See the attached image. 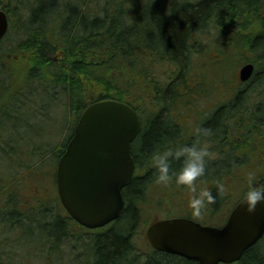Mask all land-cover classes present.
<instances>
[{
    "label": "trees",
    "instance_id": "trees-1",
    "mask_svg": "<svg viewBox=\"0 0 264 264\" xmlns=\"http://www.w3.org/2000/svg\"><path fill=\"white\" fill-rule=\"evenodd\" d=\"M26 4L38 8L32 13L28 8L26 14L21 10ZM0 9L7 12L12 33L17 34L22 27L28 33L26 38L16 37L17 43L10 49L27 66L16 89H8L0 68V126L4 121L22 122V129L37 131V146L32 153L27 152L26 159L22 158L26 149L21 143L0 142V158L7 164L0 168V204H6L4 208L11 214L3 217L0 212L2 224L9 225L12 233L28 222L40 229L54 224L60 228L58 234H49L39 244L44 264H55V250L63 249V244L72 253L79 247L78 241L92 238L97 240V255L91 264H198L150 247L139 251L131 239L133 230L142 224L133 205L144 201L142 193L151 182V170L129 185L130 211L117 224L105 233H82L86 229L66 214L55 184L56 168L76 121L66 143L52 145L47 138L61 113L76 118L91 103L118 100L141 116V151L136 154L146 156L150 164L157 150L191 143L195 138L193 134L185 142L175 124L181 121L173 122L169 117L184 116L183 109L208 100L209 92L216 90L220 93L211 99L214 103L196 116L195 123L206 128L219 124L222 113L214 108L225 107L223 102L229 99L228 107L249 108L250 127L245 133L251 134L244 136L249 140L244 144L255 145L252 136L259 124L257 119H264V0H0ZM252 17L259 20L257 29L246 34L237 31L232 36L245 18ZM236 49L239 60L230 62ZM246 63L256 69L252 78L242 83L239 69ZM253 93L259 94V102L249 106ZM207 111L210 113L205 116ZM153 116L156 118L151 128H146L144 121ZM236 144L234 140V148ZM252 152L249 158L233 155L217 165L208 161L206 174L199 179L210 181L213 176L216 181L227 172L237 181L245 177L246 169L260 171L264 143L256 144ZM42 167L46 168L44 172ZM172 167L178 170L180 163L174 161ZM22 170H30L28 175L37 177V181L27 183ZM212 194L215 201L222 197L217 189ZM4 242L1 238L0 247ZM57 260H63L62 253ZM236 264H264V248L249 249Z\"/></svg>",
    "mask_w": 264,
    "mask_h": 264
},
{
    "label": "water",
    "instance_id": "water-1",
    "mask_svg": "<svg viewBox=\"0 0 264 264\" xmlns=\"http://www.w3.org/2000/svg\"><path fill=\"white\" fill-rule=\"evenodd\" d=\"M9 29L7 13L0 9V42ZM252 63L240 70L249 81ZM142 130L139 114L126 103L102 100L90 104L57 168L60 199L71 216L95 229L120 217L123 189L133 178L132 143ZM264 234V204L248 213L240 203L222 228L204 227L188 219H166L151 224L147 238L162 252L200 264L233 263Z\"/></svg>",
    "mask_w": 264,
    "mask_h": 264
},
{
    "label": "flooded vegetation",
    "instance_id": "flooded-vegetation-1",
    "mask_svg": "<svg viewBox=\"0 0 264 264\" xmlns=\"http://www.w3.org/2000/svg\"><path fill=\"white\" fill-rule=\"evenodd\" d=\"M228 101L229 99H226V101L223 102L225 107H215L214 108V111L216 113L217 111H221L220 112L222 113L221 118H220L219 124L214 125L210 128L212 129V135L205 138L207 142L210 144L211 155L208 158V161L216 165L218 164V162H221V160L228 161L229 159H232L233 155L237 156L238 158H244L245 156H248L247 158H249V156L254 155L253 152L255 151L252 152V150L254 147H256V144L260 145L264 143V135L262 134V132L264 131V126H262L264 119H261V120L257 119V121H259V124L252 136L253 142L255 145L244 144V143L249 142L248 139H244L245 131L250 127L249 117L246 114V110H248L249 108L246 109L244 106H240L239 108H236V107L234 108V106L228 107L230 104V102L228 103ZM175 124L178 125L180 127V130L183 132L182 136L184 137L185 142L188 141L193 136L194 132L196 131V129H191V127H194L195 125L201 127L204 125L202 123H199V124L197 123H192V124L175 123ZM187 127H190L188 132H187ZM255 138H258L259 142L255 143V140H254ZM234 140L237 143L235 148L233 145ZM132 157H133V160L136 166L132 181L136 177H143L145 175H148L150 170L152 171V174L150 177L151 182L148 183L146 187L144 186L145 188L142 193L143 194L142 198L144 199V203L138 204L139 202H137L133 205L135 209L139 210V215L142 218V222L146 220V218H144V214L148 215V213H150L152 215V218H153V215H156V218H153V219L151 218L152 219L151 221L154 220V222H157L159 220L166 219V218H170V219L184 218V219H191L195 222L200 223L203 226L223 227L229 221L234 210L236 209L238 204L241 202V196L247 187V173L248 171L251 170V169H246L245 177L237 181H235L233 177L227 176L226 175L227 172H225L220 178V180L215 181V178L212 176L210 177L211 178L210 181H206L201 184L199 183V186H206L210 188L212 191L217 189L218 183L223 184L224 187H223V191L221 192L222 197L218 196L217 201L208 203L207 206L204 207L199 213H196L189 206V203L188 204H186L185 202L181 203V200L178 197L177 198L169 197V194L171 193L170 189L180 190L183 187L176 185L174 180L168 185L158 183L156 179L157 173H156L155 168L152 166L151 163L149 164V162L146 160V156L143 157L141 156V154H136V150L134 149V146H132ZM255 170L256 169H254V171ZM214 173L217 174L216 171H210V174H214ZM263 175H264L263 173L258 171V173L256 174L257 183L264 184ZM129 185L123 191L124 199H125V208H124L123 213L120 215V217L117 220H115L111 224L101 229H98L101 231V233H105L103 231L110 230L113 225L117 224V222L121 220V218L126 212L129 213L130 210L129 211L127 210L129 207V203H128ZM191 195L192 193L188 195V199ZM169 205H172V206H169ZM154 212H157V213L154 214ZM157 214H163V216L157 217ZM142 224L139 230H136V229L133 230L131 234V239H135L136 235L139 234V232L141 231ZM80 229L81 228L78 227V230ZM94 232H95L94 230L90 231L86 229V231L83 230L82 233L90 234ZM144 233H145V230H144ZM144 238L146 242L145 243L146 249L148 247H151L153 250H155L148 242L146 238V233L144 234ZM256 246H260L261 248H264V236L259 240L257 244L251 246L249 249L256 247ZM249 249H247L245 253ZM141 250L145 251V249L143 248H141ZM155 251L165 253L162 251H157V250ZM9 254L10 253L8 251H0V259H2L1 261L2 264H9L8 262V259L10 258ZM165 254H168V253H165ZM15 257H17V255ZM196 263L200 264L199 262H196Z\"/></svg>",
    "mask_w": 264,
    "mask_h": 264
},
{
    "label": "rangeland",
    "instance_id": "rangeland-1",
    "mask_svg": "<svg viewBox=\"0 0 264 264\" xmlns=\"http://www.w3.org/2000/svg\"><path fill=\"white\" fill-rule=\"evenodd\" d=\"M27 1L32 2L33 0H27ZM35 7L38 8V5L32 4V6L31 5L27 6V4H26L25 6H22L21 10H23L27 14L28 8H29V12L31 11V13H32V9H35ZM25 13L19 12V15H24ZM245 19L246 20L243 22L242 26L238 27L239 29H237L236 31L233 30V32L231 33L232 36H235L237 31L246 34L252 28L257 29V25L259 23V20L257 18L252 17L250 19H247V18H245ZM27 35H28V33L25 32L24 27H22V29L20 30V32L18 33L17 36L14 33L10 32V34L7 37V40L5 41L4 45L2 47H0V56L2 57V60H3V64L0 63V68L3 69V71H4L3 75L5 76V80H6L5 84L8 87V89H16L19 86V81H20L19 79L26 74L27 66L22 61H18L17 58L15 60H13V55L7 54V52H4V51H7L9 48H11V49L14 48V44L17 43L15 40L16 37L17 38H23V37L26 38ZM230 52H231V50H230ZM239 53L240 52L237 49L235 51H232V54L230 53L231 54L230 62H235L236 60H239V57H238ZM5 55H8V56L4 57ZM240 69H241V67H240ZM1 82L2 81L0 79V83ZM219 93H217L216 90H212V92H209V94H208V96H210V98H208V100H205V99L200 100V102L195 103L193 107H190L189 109L185 108V111H184L185 115L184 116L181 115L182 117L172 115L171 117H169V119L172 120L173 122L181 121V123H183V124L195 123L196 116L199 113H202L203 109H205L206 106H208V107L211 106L214 103V101L211 99H214L216 96H218ZM251 97H253V99H256V100H253V99L249 100V102H247L249 106L253 105V103L259 102V94L258 93H253L251 95ZM9 102H10V100H8V103ZM10 108H12V107L10 106ZM175 111H176V109H173V112H175ZM246 113H247V116L249 117V113L248 112H246ZM77 118L78 117L70 118V117H67L66 114L61 113V118L58 120V124H56L52 134L49 135L47 138L48 142L52 145L66 143L68 141V139L70 138V136L72 135L73 126H74L75 121H77ZM155 118L156 117L153 116L151 118H147L144 121V123H146V128H149V129L151 128L152 122L155 120ZM23 119H25V117ZM22 125H23L22 122H10V121L6 122V121H4L3 124L0 126V136L2 137V141H0V142L2 145H4V143L10 144V142H8V141H11V143H14V144L21 143L22 145L25 146V149H26V151L24 152V157H22V158L26 159L27 158V156H26L27 152L31 150V153H32L33 148L35 146H37V131L24 130L21 128ZM45 127L48 129L50 128L49 125L48 126L45 125ZM180 134L183 135V132L181 131ZM250 134L251 133L248 134V132L245 133V135H247V136H250ZM262 134L264 135V131L262 132ZM142 135H143V132L134 143V149L136 150V152L141 151L140 146H141V142H142V139H141ZM23 138H25V139L23 141H20ZM254 140H255V142H259L258 138H255ZM19 159H21V158L19 157ZM52 160L54 162L55 158H52ZM2 164L7 166V164L5 163V160L3 158H0V168L3 167ZM46 165H53V164L48 163ZM45 169L46 168L42 167L40 170L42 172H44ZM5 170L8 171V168L6 167ZM259 170L261 173L264 174V160L260 164ZM41 171L37 172V175H40ZM22 173H23L24 178L27 177L26 178L27 183L30 184V183H34L37 181V177H31V175H28V174L32 173L30 170H22ZM255 173L257 174L258 171H255ZM223 174H224V172L222 173V175ZM204 182H206V180H200V179L198 180V183H200V184L204 183ZM182 187L183 188L180 190L170 189L171 193L169 194V197H173V198L178 197L181 200V203L185 202L186 204H188L189 203L188 202L189 201L188 195L191 192L189 191V189L186 186H182ZM56 191H57V189H56ZM20 192L24 193L23 188L20 189ZM143 203H144V201L142 202V204ZM169 206H172V205H169ZM4 207H6V204L5 205L0 204V212L4 214L3 217L11 216V214L8 212V210H6ZM156 213L157 212H154V214H156ZM162 216H163V214H157V217H162ZM144 218H146V221L150 222L153 218H156V215H153V218H152V215L150 213H148V215L144 214ZM141 222H142V219H141ZM142 223L143 224L141 227V231L139 232V234L136 235L135 239H133V241L136 243V246H137L139 251H142L140 248H143V249L146 248V245H145L146 242H145V238H144V230L146 229L147 226H145L144 222H142ZM54 226H55V224L49 225V226L44 225L42 227V229H40V228H37L36 226H33L31 223L28 222V223H26L24 228L18 229L16 227L15 229H13V230H15L14 231L15 233H9V230H10L9 225H7V224L3 225L2 221H0V235H1V238L3 240H5V242H4L5 245L1 246L0 248L9 249V251L12 252L11 254H9V257H10L8 259L9 264H27V263L44 264L41 261V257L43 256L44 252L41 250L42 247H40L39 244L41 242H43L45 240V237L48 236L49 234H58L59 231H61L60 228H55ZM139 228L137 230H139ZM10 242H14V243H10ZM21 244L22 245L29 244V245H31L32 248H29V246H21ZM78 244H79V247L76 246V249L73 252V255H75V258L73 257V261L70 260V261L66 262V261L61 260L60 262H63L64 264H91V263H94L95 262V256L97 255V248H96L97 240H96V238L90 239L89 242L86 239L80 240V241H78ZM65 245H67V244L66 243L63 244L62 247ZM71 245H73V243ZM29 251H31V252L33 251L32 255L28 254ZM55 251H56L55 256H57L59 258V256H61L60 250L56 249ZM24 252H27V254H24ZM16 255L18 257H15ZM23 255L25 257H22ZM58 261L59 260H56L55 264H59ZM63 263H61V264H63Z\"/></svg>",
    "mask_w": 264,
    "mask_h": 264
},
{
    "label": "clouds",
    "instance_id": "clouds-1",
    "mask_svg": "<svg viewBox=\"0 0 264 264\" xmlns=\"http://www.w3.org/2000/svg\"><path fill=\"white\" fill-rule=\"evenodd\" d=\"M212 135V129L197 127L191 143H178L163 150H157L151 156V164L157 173V182L165 185L173 180L178 186H186L192 195L189 206L199 213L216 197L206 186H199V178L205 176L208 158L211 155L210 144L205 138ZM180 163L178 170L173 169V162ZM223 184L217 185L218 192L223 191ZM241 204L248 213H254L258 205L264 204V184L257 183L255 171L247 173V187L241 196Z\"/></svg>",
    "mask_w": 264,
    "mask_h": 264
},
{
    "label": "bare ground",
    "instance_id": "bare-ground-1",
    "mask_svg": "<svg viewBox=\"0 0 264 264\" xmlns=\"http://www.w3.org/2000/svg\"><path fill=\"white\" fill-rule=\"evenodd\" d=\"M241 70V69H240Z\"/></svg>",
    "mask_w": 264,
    "mask_h": 264
}]
</instances>
